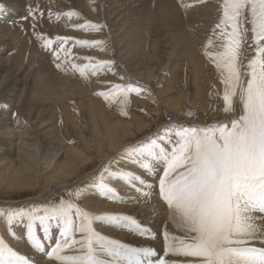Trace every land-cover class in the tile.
I'll use <instances>...</instances> for the list:
<instances>
[{
    "label": "snow or ice",
    "instance_id": "snow-or-ice-1",
    "mask_svg": "<svg viewBox=\"0 0 264 264\" xmlns=\"http://www.w3.org/2000/svg\"><path fill=\"white\" fill-rule=\"evenodd\" d=\"M4 8L0 3V11ZM218 11L220 18L202 50L223 82L222 111L230 118L206 126L165 125L162 134L124 152L153 175L157 164L162 169L158 195L167 205L170 221L183 232L182 236L173 235L165 226L166 255L194 258L187 259L185 264H264V247L254 244L259 241L264 245V224L257 223L264 220V0H221ZM29 15L35 14L30 11ZM56 15L59 18L60 13ZM63 15L70 18L80 13L68 11ZM86 24L97 31L105 26L90 20ZM72 26L85 28V24ZM37 39L43 48L52 51L59 61L56 68L65 74L78 72L85 81L102 69L117 74L113 70L114 61L71 62L64 45L72 37L55 36L57 48L52 47L54 40L42 33H37ZM249 39L255 53L251 58L246 52ZM77 43L99 46L105 42L79 40ZM120 79L131 78L120 76ZM144 92L150 93L151 89L131 81L113 84L109 91L96 95L102 96L109 106L117 104L120 113L128 116L131 94ZM182 114L194 115L190 111ZM110 167L111 161L97 173L96 187L106 198L115 199L118 195L109 183L112 179L128 181L133 186L138 183L141 187L136 191L145 197L152 195L156 185L132 171L110 170ZM80 196L82 193H76L74 199H60L44 207L0 208V217L9 227L26 222L29 242L41 251L45 248L37 229L47 233L55 222L59 239L46 254L60 264H175L154 259L157 254L151 246L133 247L101 234L95 221L155 236L132 215L86 210L78 202ZM0 264H32V261L0 236Z\"/></svg>",
    "mask_w": 264,
    "mask_h": 264
},
{
    "label": "rangeland",
    "instance_id": "rangeland-1",
    "mask_svg": "<svg viewBox=\"0 0 264 264\" xmlns=\"http://www.w3.org/2000/svg\"><path fill=\"white\" fill-rule=\"evenodd\" d=\"M38 1L42 2V0H30L28 2L29 6L27 5L26 2H23L24 9L26 10V14H27V16L25 15L24 18L28 17L27 18L28 22H26V25L24 24L23 26L20 27L23 29L22 34L23 35L25 34L27 38L26 40H28V42L30 41V43L33 44L31 45V44H27V42L24 41H20V42L17 41L16 42L17 50L16 51L14 49L9 50L5 52L3 56L9 55L10 53L11 55H14L16 53L17 55L16 57L18 58L16 62L19 60L18 64H21L23 62L24 65L29 67L28 71L31 73L32 70L35 69L31 74V77L33 79L39 78L40 76L45 74L46 71H47L46 73L53 75V77L54 74H56L57 75V76L55 75L56 80H58V77L60 78L63 75L61 78H64V80L68 82L67 83L68 86L67 87L65 86L66 88L63 89L61 88V89L72 90L73 88L75 89V93L73 94L69 93L70 95L67 94L66 97H64L62 100H57L56 95L53 96L52 102L55 105L54 107L51 108L55 109L54 110L55 118L51 121L52 123L44 124L43 121H41L39 125L35 123L36 126L38 125L37 129H35L37 133L36 136L27 137L28 134H26L25 132L26 129L22 130L21 127H18L19 126L18 123L9 125V127L5 126L0 130V132H8L13 135V139L11 140V145L13 147L18 145V142L20 141L21 138L27 137L30 138V140L27 141H32L30 142V144L35 143L36 149H39L40 152H42L41 150L44 149L46 142L48 140H54L56 144L57 143L58 145L60 144L62 146V150L64 151L67 148L69 149L76 148L79 154L78 157L79 162L81 163L82 155L85 154L87 159L84 160V163H88V164L91 163L92 167L89 165L90 168H88L86 172H83L81 174L79 173L77 174V172L79 171L78 169L75 172L74 176L69 177L72 178V180L70 179L69 182L67 181L65 183L63 182V183H56L54 185L53 184L50 185V177L53 174L50 173L46 175L47 174L46 166L48 167L53 166L54 162L51 161L45 162L44 159L39 158L38 164L42 171L38 173L36 176L38 177L37 180L39 181L40 189L37 188L36 190H25L23 191L22 194H20L21 192L18 186L7 185L5 179L1 177L0 208L21 207V206L44 207L49 204L56 203L60 199H74L76 198V193H83L85 191V188L88 187V185L95 184V181L96 182L99 181V177L97 176V173L101 171V168L103 166H105L106 164H108L109 161H111L110 170L124 169L127 171H132L142 176L147 183L156 185V187H154V189L152 190V195L147 197L148 198L147 200V199L139 198L144 196L141 194V192L136 191V188L141 187V185L135 184V186H133L131 183H128L127 181H120L124 183L121 184L119 180L116 179H112L113 182L111 180H110L111 182L109 181L110 185L117 189L118 192L117 196L119 198L118 199L116 197L115 199H112L111 203L119 205L120 204L118 203L119 200H123L124 204L128 202L127 200L135 204L144 203L143 205H141L142 208L140 207L131 214L139 215L140 212L138 211L141 210L144 211L145 215L147 214L149 218L147 216L145 217L143 216V218H141L140 219L141 221L139 220V222L142 224L144 223L146 225V228L149 227V229H151V232L155 234L153 238L151 235L148 234L140 235L137 232H136L137 234L132 233L134 237L135 235H138V237H141L142 240L144 241L139 242L141 240V238H139V241L136 240L132 241L129 245L133 247L144 246V244L145 246H151L157 254V256L154 257V259L155 258L166 259L168 261L175 262V264H182V263L185 264L187 259H194V258L185 259L181 256H178V259H176L177 255L174 254L166 255L165 254L166 250H163L161 249V247H159L162 243H164L163 231H164V227L167 225L166 218H168L167 205L164 203L163 200L160 199L158 195L159 177L157 179L156 177L160 172L162 174L161 167L160 165L157 164L155 168L156 175H153L151 170H144L138 164L137 166H134L136 165V163L129 157L127 153L124 152V149L129 148L131 146L139 145L141 142L147 141L148 138L153 137L158 133L162 134L165 125L175 123V124H183V125L199 124L201 126H206L210 123L219 122L222 121L223 119L227 120L230 118L228 115H225L222 111L224 106L222 101V94L224 88L223 82L219 78V73L214 63H212V61L207 56L204 55V52L202 50V47L206 44L207 40L212 36V31L215 27V24L217 23L216 19L220 18L221 13H219L218 16L216 14H213L214 18L211 19L212 21L211 23H204L203 26L205 29V33L208 37L199 38V42H197L198 46L196 45L194 48L195 55H191L193 54L192 51L188 56L179 55L178 53H177L178 56L176 55L174 56L172 55L173 48L171 46L174 45L173 47H178V45L177 44L175 45L176 43L175 38L172 37L171 34H175L176 32L175 33L169 32L168 34H165L163 37H158V38H156L155 36V38L158 39V42L160 41L159 42L160 47L158 48L159 50L157 49L155 53L157 55H151V53H149V47H147L146 44L140 43L138 41V39H140V37L138 38V35L135 37L133 33H131L130 35L128 34L129 36L126 33H124L123 30H126L127 27L124 28L121 27V30H118L117 24H115L116 25L115 26L113 22L111 21L109 22V20L106 19V16H105V20H103L104 22L103 23L102 19L101 21L98 19L94 20L93 18L88 17L84 12V10H81L77 7H73L72 8L73 10L72 9L70 10L80 13L79 16H75L77 18L75 17L74 18L79 19L77 21H80L81 19V21H83L82 24H86V21H88L89 19L90 21H93V23L95 22V24H103V25L105 24L106 27V28L105 27L102 28L100 31H96L98 34L97 36H93V37L90 36H92V32H95V29L87 26V24L85 25V28L76 29L75 27H71V29L72 28L74 29L70 31L73 32V30L75 31L77 30L76 31L77 35L73 33L74 39H71V42H67L64 45V48L68 52V59L71 62L77 64H88L90 59L92 63H97L100 60H105V61H114V66H116V64H118V61H124L125 62L124 64L131 63L132 64L131 68L133 69L137 66L136 64H141V66L147 68H151V67L154 68L153 70L154 72L152 73V76H150L149 80L148 79L145 80L147 81L148 86L151 85L153 90L155 89L156 95L151 97V96H147L145 92L140 95H137L136 93H132L130 96V101H131L130 107L127 109L129 115L124 116L120 113L117 104H113L109 106L108 102L105 101L102 96L96 95V93L100 91H109L110 86L113 84H124L126 82H130L129 80H125V81L121 80L120 76H123L121 73H117L116 75H113V72H110L107 69H102L98 72L96 76H90L87 81H85L78 72L74 74H65L64 72L56 68L55 65L59 61H57L54 58L52 51L50 49L43 48L41 46L40 40H36V38L35 40L29 38V35L35 32L33 28L34 23H35V29L40 26L38 29L42 32L45 30L44 25L46 26V24L56 23L54 21L53 12H48L47 15L44 14L45 10L42 9V7L39 8L40 2ZM99 1L100 0H97V3H99ZM102 1L104 2L108 0H101V2ZM111 1H115V0H111ZM154 1L155 0L146 2L147 5L144 6L145 10L148 9V14H152L158 11V9L155 7V4H153L155 3ZM209 1L212 2L213 0H209ZM129 2L130 0H127L123 3H120V5L123 6ZM192 2H196V1L184 0V3H192ZM167 8L170 9L171 13H174L173 11L174 9L170 7H164V10H166ZM180 9L181 6L178 7L175 13H178V10ZM30 10L32 13L35 14L33 17H31L32 15H29ZM113 10L114 11L116 10V4L113 7ZM139 11L140 10L137 9L136 11H134V13L140 15L137 17V19L142 20L146 17V15H143V13H140ZM42 12H44L43 15H40ZM49 13H51V16L49 15ZM84 15H86V17ZM71 20L72 19H70V21ZM42 23L43 25H41ZM30 25H32V27ZM42 26L44 27L43 30H42ZM28 30H32V31H28ZM78 31L79 32L83 31L84 33H88L89 37L88 36L86 37V35L83 32H81L84 35L82 37V35H80ZM101 32L103 33V37L102 35L99 34ZM146 32H147V36L151 40V37L153 35L152 31L151 32L146 31ZM50 33L52 34L50 35V38L55 37L57 35L62 36L58 32L51 31ZM66 33L68 32L66 31ZM157 33H158L157 35L160 36V33L159 32ZM249 36H251V33H249ZM170 37L174 39H171ZM85 38L89 41H93L94 39H96V40L104 41L105 43L99 46L91 45V44L90 45L80 44L79 46L78 45L76 46L77 43L76 41L85 40ZM52 39L54 40V38ZM6 40L9 41L10 37L9 36L6 37ZM173 40L175 43L173 42ZM18 42L21 43V45ZM28 45L29 48H27ZM57 46L58 43L55 42L54 40L52 47L56 48ZM31 47L32 49L33 48L34 49L32 50ZM19 48L21 49V51ZM91 49L94 50L92 51ZM246 50H248L246 51L247 56L252 55V53H254L250 51L253 50L251 39H249L248 47L246 48ZM25 54H28V56ZM33 54L34 56H32ZM37 55H41V56H37ZM61 55L63 56L64 53H61ZM23 57L24 60L26 59L25 60L26 62H24V60L21 59ZM37 57L39 58L37 59ZM80 57H82L81 59L83 61L79 60ZM46 64L48 65V67L45 66ZM33 66L35 67L33 68ZM36 67L38 68V71ZM159 68L161 70H159ZM48 70L50 71L48 72ZM113 70L115 69L113 68ZM36 73H39L38 77ZM59 73L60 75L58 76ZM110 74H112L113 76ZM108 82H110V84ZM213 85H215V88L212 87ZM213 92L217 93L218 95L213 96ZM175 100H178L177 102L178 106L176 103L173 102ZM187 103H189L188 106H186ZM6 109L8 110V108ZM141 109H143V111H141ZM12 110H13L12 115L15 117L17 111L15 108L14 109L12 108ZM172 111L174 113L173 119L168 114ZM189 111L194 113V115L188 116L182 114ZM233 115H235V113H233ZM12 128L13 130H11ZM53 130L54 132H52ZM45 131H51L52 134L46 135L44 134ZM110 136H114L117 138L115 142L117 147L116 146L109 147V145L107 144L106 139L107 137ZM23 140L26 141V138ZM0 145H1L0 154H2V152L8 148V145H5L3 143H1ZM29 148H33V147L30 146ZM86 177H88V179ZM47 178H48V182H46ZM144 191H147V189L145 188ZM130 197H134L135 200L133 201L132 199H129ZM109 204L110 203L108 202L107 203L108 208L103 209L104 212L102 213L113 212L112 210H116L118 211L116 212L117 214L119 213L121 214V211L118 208L112 209L109 207ZM148 204L149 206H147ZM150 217L155 221L153 220L154 221L153 222L150 219ZM156 218H158L159 220ZM149 219L150 221H147ZM20 223H21V231L20 233H15L13 232V228L15 227V225L9 227L5 223V219L3 217H0V230H1L0 236L5 238L4 240L11 247L14 246L13 242L16 241V239H19L18 237L22 238L24 236L22 239L26 238L25 241L27 240L26 242L28 243V245H30V248L32 250L31 255L29 253L26 254L25 256L32 261V264H44V262L46 261L50 262L51 260L60 263L59 261L50 259L46 254L47 251H50L51 247L55 246V241L59 239V231L55 227V222L52 223V226L47 233H45L44 231H40L39 228L37 229V235L41 239L45 251H41L32 246V244L29 242L27 231L26 230L23 231L24 227H26V222H20ZM156 223H158V225L160 226V227L157 226L158 229L155 226L157 225ZM257 223L264 224V220H258ZM94 225H97L96 222H94ZM96 229L97 231H99L98 228ZM177 232L179 233L177 234ZM177 232L174 230L173 233L171 234L182 236L181 234H183V232L179 230ZM12 237H15V239H13ZM108 237L113 239L117 238V240H120L118 237H114L111 235H109ZM146 239L148 240V243L146 242L147 241ZM156 244L159 246H155ZM254 244L257 247H264V245L260 244L259 241H255ZM30 248L28 249L29 251ZM171 256L172 258H169Z\"/></svg>",
    "mask_w": 264,
    "mask_h": 264
},
{
    "label": "bare ground",
    "instance_id": "bare-ground-1",
    "mask_svg": "<svg viewBox=\"0 0 264 264\" xmlns=\"http://www.w3.org/2000/svg\"><path fill=\"white\" fill-rule=\"evenodd\" d=\"M29 1L30 0H0V3L5 5L4 10L0 11V101H1L0 102V130L2 128H4L5 126L9 127V125H13L15 123H18V125H19L18 127H21L22 130L26 129L25 132H26V134H28L27 137H30V136L34 137L37 135L35 129H37V127L41 123V121H43L44 124H48V123H52L51 121L55 118V111H54L55 109L51 108V107H54V105H55L52 102L53 96L56 95L57 100H62L64 97H66L67 94L75 93V89L72 88V90H69V89L62 90L63 88H66L68 86L67 85L68 82L65 81L64 78H61L63 75L60 77L61 79L58 77V80H56V78H55L56 74H54V77H53V75L46 73L47 71L45 72V74H43L44 76L42 75L39 78L33 79L31 77V74L33 73V71L35 69L32 70V73H31L28 71L29 67L24 65L23 62L21 64H18L19 60L16 62V60L18 58L16 57L17 55L15 52H14L15 53L14 55H11V53H10L9 55L3 56V54L9 50H12V49H14L15 51L17 50V43H16L17 41H19V42L24 41V42H27V44H31L30 41L28 42V40H26L27 38H26L25 34L24 35L22 34L23 29L20 28L24 24L26 25V22H28L27 19H26L27 21L24 19V16L25 15L27 16V14H26V10L24 9L23 2H26L27 5L29 6V4H28ZM125 1H127V0H115V1L108 0V1H104V2L103 1L101 2V0H100L99 3H97V0H57V1H55V0H45V1L42 0V2L38 1V2H40V5L37 4L40 6V7L39 6L38 7L39 8L42 7V9L45 10V13L44 12H42V13L47 15L48 12H53L54 21L56 23L46 24V26L44 25L45 30L43 32L38 29L40 26L37 27L35 29V32L30 34L31 36L29 35V38L33 39V40H35V38H36V40H38L36 33H42L47 38H50V35H52L50 32L53 31V32L60 33V35H62V36H69V37H72V39H74L73 33L76 34L77 30L76 31L73 30V32H71L70 30L74 29V28L71 29V27H73L72 26L73 24H82L83 21H81V19H80V21H77L79 19H75V18H77L75 16L70 17V18L66 17L63 15V13L70 11L73 7H77L81 10H84L86 15L88 17L93 18L94 20L98 19L101 21V19H102V22H103V20H105V16H106V19L109 20V22L110 21L113 22L114 25L117 24L118 30H121V27H123V28L127 27L128 31H127V29L123 30L124 33H126L127 35L128 34L130 35L131 33H133V35H135V37L138 35V38L140 37V39H138V41L140 43L146 44V46L149 47V53H151V55H157L155 53H156L157 49L160 47L159 46L160 41L158 42V39H156V38L163 37L165 34H168L169 32H172V33L176 32L175 34H171V35H172V37L175 38L176 43L173 40L175 45L176 44L178 45V47H173L174 45L171 46L173 48L172 55L178 56L177 55V53H178L179 55H187L188 56L192 51H193V54H191V55H195L194 48L197 45V42H199V38L208 37L205 33V29L203 26L204 23H211L212 22L211 19L214 18L213 14H216L217 16L219 15L220 12L218 11V9L220 8V4H221V0H213L212 2H210L209 0H204L203 3L199 2V0H195L196 2H192V3H184V0H155L154 1L155 3H153V4H155V7L158 9V11L154 12L152 14H148V9L145 10L144 6L147 5L146 2H149L151 0H130L129 3H127L123 6L120 5V3H123ZM115 4H116V10L114 11L113 7L115 6ZM184 5H189V6L185 7ZM179 6H181V9L178 10V13H175V11H177ZM164 7L173 8L174 13H171L169 8L164 10ZM35 9H37V8H35ZM137 9L140 10L139 11L140 13H143V15H146V17L144 19H142V20L137 19V17L140 16V15H137L134 13V11H136ZM211 10H212V13H211ZM139 12H137V13H139ZM57 13H60L59 18H57V15H56ZM86 15H84V16L86 17ZM31 17H33V16H31ZM36 19H37V17H36ZM70 19H72V20L70 21ZM35 22H36V20H35ZM216 22H218V18L216 19ZM163 23H165V24H163ZM41 25H43V23ZM193 25H195V26H193ZM30 26L32 27V25H30ZM107 26H108V24H107ZM44 27L42 26V30ZM115 28H117V27H115ZM25 29H26V26H25ZM30 29H32V28H30ZM28 31H32V30H28ZM66 31L68 33H66ZM96 31L97 30H95V32H92V36H90V37L97 36L98 33ZM146 31H150V32L152 31L153 35L151 37V40L147 36ZM81 32H83V31H81ZM81 32H79V33L83 37L84 35ZM157 32L160 33V36L157 35L158 34ZM101 33H99V34L102 35V37H103V33L102 34ZM84 34L86 35V37L89 35L88 33H84ZM8 36L10 37L9 41L6 40V37H8ZM155 36H156V38H155ZM82 37H81V39H82ZM172 37H170V38L174 39ZM52 38H55V37H52ZM85 40H87V39L85 38ZM94 40H96V39H94ZM68 42H71V40H69ZM129 42H130V40H129ZM19 44L21 45V43H19ZM69 44H71V43H69ZM77 45L79 46L80 44L76 43V46ZM24 46H25V44H24ZM143 47H145V46H143ZM21 48H22V46H21ZM27 48H29V45ZM31 49H32V47H31ZM91 50L93 51L94 49H91ZM20 51H21V49H20ZM20 51H19V53H20ZM28 51H31V50H28ZM97 51H99V50H97ZM246 51H248V50H246ZM250 51L254 52V50H250ZM36 52H37V49H36ZM81 52H84V51H81ZM94 52H96V51H94ZM82 54H80V55H82ZM25 55L28 56V54H25ZM41 55H37V56H41ZM253 55H255V54L252 53V55H248L247 57L251 58ZM32 56H34V54ZM85 56H84V58H85ZM82 57L79 58L80 61L82 60L81 59ZM38 58L39 57H37V59ZM21 59L24 60V57ZM25 60H24V62H26ZM113 60H115V59H113ZM27 63H29V62H27ZM124 63H125L124 61H118V64H116V66H114V69H115L114 72L115 73H121L126 78H131L130 82L136 81V82H139V83L147 86L148 88L151 89V92L150 93L145 92V94L147 96H151V97L155 96L156 95L155 89L153 90L151 85L148 86L147 81L145 80V79L149 80L150 76H152V73L154 72L153 71L154 68H152V67L147 68V67L141 66V64H136L137 66L133 69V68H131L132 67L131 63H126V64H124ZM45 66L48 67L47 64ZM34 67L35 66H33V68ZM50 70H48V72ZM159 70H161V69L159 68ZM37 71H38V68H37ZM41 73H42V71H41ZM36 74L38 77L39 73H36ZM59 75H60V73L58 74V76ZM110 75H112V74H110ZM68 80H69V78H68ZM65 100H67V99H65ZM51 102H52V105H51ZM54 102H55V100H54ZM173 102L177 104L178 100H175ZM188 105H189V103L186 104V106H188ZM177 106H178V104H177ZM6 108H8V110ZM12 108L13 109L15 108L17 111L15 117L12 115V111H13ZM35 123L38 125L36 126ZM11 130H13V128ZM52 132H54V130ZM52 132L51 131H45L44 134L50 135V134H52ZM27 137L21 138L20 141L18 142V145L13 147L11 145V140L13 139V135L11 133H8V132H0V144L3 143L5 145H8V148L5 151H3L2 154H0V181H1V177H3L5 179L7 185L18 186L20 189V192H21L20 194H22L23 191H25V190H36L37 188L40 189L39 188V181L37 180L38 177L36 176L38 173H40L42 171L41 168L39 167V164H38L39 158L44 159L45 162L46 161L54 162L53 166H49V167L46 166V171H47L46 175H48L50 173L53 174L50 177V185L51 184L54 185L56 183H63V182L65 183L67 181L69 182L70 179L72 180V178H69V177L74 176L75 172L78 169H79V171L77 172V174L78 173L81 174L83 172H86L87 169L90 168V166L92 167L91 163L90 164L84 163V160L87 159L85 154L82 155L81 163L79 162V160H78L79 154H78V150L76 148H73V149L67 148L64 151V150H62V146L60 144L59 145H58V143L56 144L54 140H48L46 142L44 149L41 150L42 152H40L39 149H36L35 143L30 144V142H32V141H27V140H30V138H27ZM25 138H26V141L23 140ZM116 139L117 138L114 136L107 137L106 142L109 145V147L116 146V143H115ZM30 146H32L33 148H29ZM113 150H115V149H113ZM134 166H137V163ZM49 169H50V172H49ZM161 171H162V169H161ZM160 175H161V172L157 175L156 179ZM86 178L88 179V177H86ZM46 182H48V178L46 179ZM119 182H120V180H119ZM97 183L98 182L95 181V184L88 185V187L85 188V191L82 193L83 195L78 200L81 207L85 208L86 210H88L92 213L103 214L102 213V212H104L103 209L108 208L107 203L109 202L110 208H112V209L118 208L121 211V214L132 215L138 221L141 218H143V216L144 217L147 216V214L145 215V212L142 211L141 209L140 210L143 213L141 211H138V212H140L139 215L131 214L135 210L139 209L141 207V205H143L144 203L135 204V203L127 200L128 202H126V204H124V202L122 203L121 200H119L120 201V202L118 201V203H120L119 205L112 204L111 203L112 199L106 198L105 196H103L100 193L99 189L96 187ZM120 183L124 184L123 182H120ZM136 185H139V184L136 183ZM55 186H57V185H55ZM136 194H139V193H136ZM117 198H118V196H117ZM139 198H143V199L148 200V198L145 196L139 197ZM152 205H153V203H152ZM147 206H149V204ZM112 211L113 212H107V210H106L107 213L118 212L116 210H112ZM138 212H137V214H138ZM167 215H168V218H166L167 219V222H166L167 230L170 233H173L174 230L177 232L178 229H177L176 225L170 221L169 213ZM150 219L152 221L154 220L151 217H150ZM150 219L147 221H150ZM156 219H158V218H156ZM95 222L97 224V225H95V227L99 229V232L101 234H103L105 236L111 235L114 237H118L120 239V241L123 243L130 244L132 241H135V240L139 241V238H141V237H138V235H135V237H134L132 235V233H136V232L129 231L127 228H125V230H124L123 227L109 226L104 221H95ZM140 224L143 227H146V225L144 223L143 224L140 223ZM156 224H157V225H155L156 227L157 226L160 227L158 225V223H156ZM162 224H163V222H162ZM55 227H56V224H55ZM158 227H157V229H158ZM147 228H149V227H147ZM164 229H165V227H164ZM25 230L27 231L26 227H24L23 231H25ZM39 230L43 231L42 229H39ZM20 231H21V223L15 224V227L13 228V232L20 233ZM178 233L179 232H177V234ZM181 235H183V234H181ZM10 238H11V236H10ZM12 238L15 239V237H12ZM18 238L19 239H16V241L13 242V245H14L13 249L18 251L21 255L25 256L26 254H29V253L31 255L32 250L30 248V245H28V243L26 242L27 240L25 241L26 238L25 239H22L20 237H18ZM141 240H142V238H141ZM141 240L139 242L144 241V240H142V241ZM154 240H153V242H154ZM146 242L148 243V240ZM157 244L155 246H159ZM144 246H145V244H144ZM159 247H161V249H163V250H166L165 242L162 243ZM29 248H30V251L28 250ZM168 254H171V253H168ZM181 257H183V256H181ZM169 258H172V256ZM183 258H185V257H183ZM176 259H178V256ZM44 264H60V263L54 262L51 260L50 262H47V261L44 262Z\"/></svg>",
    "mask_w": 264,
    "mask_h": 264
},
{
    "label": "built area",
    "instance_id": "built-area-1",
    "mask_svg": "<svg viewBox=\"0 0 264 264\" xmlns=\"http://www.w3.org/2000/svg\"><path fill=\"white\" fill-rule=\"evenodd\" d=\"M169 114V116L173 119L174 118V113L173 112H170V113H168Z\"/></svg>",
    "mask_w": 264,
    "mask_h": 264
}]
</instances>
